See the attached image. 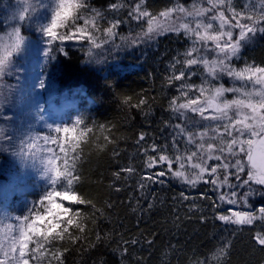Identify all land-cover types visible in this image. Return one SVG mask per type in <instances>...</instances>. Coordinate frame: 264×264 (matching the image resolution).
<instances>
[{
  "label": "trees",
  "instance_id": "16d2710c",
  "mask_svg": "<svg viewBox=\"0 0 264 264\" xmlns=\"http://www.w3.org/2000/svg\"><path fill=\"white\" fill-rule=\"evenodd\" d=\"M184 1L86 0L88 10H77V14L93 17V9L100 13L93 29L95 40L110 37L107 29L114 19L123 21L113 29L114 39L96 51H89L87 41L82 45L66 40L64 52H56L51 61L42 60L40 72L46 66L42 77L46 83L41 94L44 108L55 107L56 111L50 120L52 127H42L40 133L44 130L60 141V147L56 146L58 166L63 171L67 160V167L75 169L78 179L73 182L72 191L85 203L57 198L56 203L71 207L74 217V225L59 238L56 233L62 232L67 215L55 204L50 206L47 201L43 206L40 204L47 183L31 182L32 189L22 191L12 200L14 216L29 214L27 210L33 206L38 214H43L46 207L52 208L51 213L39 220L41 232L47 230L45 225L49 221L61 222L48 241L33 237L43 247L30 243L28 253L32 263L197 264L207 257L209 264H264V251L253 241L254 235L264 230V219L252 225L220 221L218 216L227 215L231 207L221 204L213 184L203 182L188 187L176 180L162 179L163 183H158L145 179V187L138 186L141 177L156 176L158 170L148 168L151 160H159L163 155L176 161L177 156L172 155L171 125L175 115L172 101L181 104L188 92L196 90L199 78L198 74L188 75L196 67L185 63V53L193 43L182 33H168L150 46L136 48L132 37L142 30L144 18L157 17ZM10 2L0 0V37L19 26L22 36L40 40L39 33L27 22L18 21L21 9ZM113 4L117 6L115 9L110 7ZM137 4L141 13H148L141 15L139 21L128 16ZM8 5L12 10H7ZM66 31V26L57 29L58 34ZM199 46L197 43L196 47ZM244 55L264 65V37L258 47L245 51ZM181 70L185 71V77L174 79ZM25 72H29L27 65ZM199 74L203 75V70ZM78 119L81 124H76ZM11 125L30 134L24 120L13 119ZM58 126L70 131L56 133L54 129ZM141 134L143 141H139ZM182 136L177 137L180 143ZM153 145L156 152L152 151ZM129 168L134 171H121ZM9 170L0 173V182L7 183L12 175ZM116 173H120L119 177ZM262 187L249 189L246 202L241 201L244 211L257 212L264 207ZM182 192L187 199L182 198ZM77 224L83 227V232ZM133 240L137 243H131ZM226 243L230 255H214Z\"/></svg>",
  "mask_w": 264,
  "mask_h": 264
},
{
  "label": "snow or ice",
  "instance_id": "6c2138e0",
  "mask_svg": "<svg viewBox=\"0 0 264 264\" xmlns=\"http://www.w3.org/2000/svg\"><path fill=\"white\" fill-rule=\"evenodd\" d=\"M212 0H209L211 3ZM219 4L223 5L224 0H219ZM25 8L18 14L19 22H27L30 28H33L34 31L39 33L40 40L31 41L26 37L20 35V27L14 26L12 31L15 34L16 44L15 50L20 51V46H24L25 51L32 52L39 63L41 55L47 61H51L55 59L56 52H64V41L66 40H83L87 41L90 45V50L92 48L99 49L101 44L97 43L93 38V29H95L96 17L100 16V13L96 12V10H92L95 15L93 17H85L82 14H77V10L87 11V3L86 0H35V3L32 0H25ZM113 9L117 6L115 4L111 5ZM247 8L248 5H245ZM262 11H264V5L261 6ZM216 4H212L211 9H207L204 11H211L213 15L207 18V22L199 21L196 24L194 29H189L188 25H183L185 34L188 35L189 32L195 37L193 39V47L186 51V65L193 66L202 64L203 67L207 70L209 76L214 79H220L223 75H227L233 78L234 81H242V88L247 87L249 83L252 84V87L255 88L256 85H260L261 88L259 91L255 92H244L243 95L246 97V100H232V101H224L223 106L220 104H213L212 102L217 100V98L222 97L223 93L226 91L232 92H240L241 88H224L221 86L216 89L215 95L212 96L208 102L209 107H215L216 111L220 113L219 116L213 117V119L226 118L229 120V124L224 125V133H219L218 129L213 130L217 132L218 135L223 136L227 135L231 137V143L228 145V153L227 157L223 156V148L220 149L221 155H216L213 157L212 154V144L208 145V155L207 159L203 158L201 154V162L195 163L192 165L194 169H199V172L195 175L194 178H190L185 175L184 171H176L172 172V175L176 178H179L182 182L188 184L190 187H195L196 184L203 180L204 183H211L214 186V189L219 187L223 188L224 186L228 187V192H221L219 199L224 202L226 199V203L230 205H235L238 202L243 200L246 202L247 200V192L238 193L236 191L237 188H240L244 185H248L250 182H255L259 185H264V171H258L257 157L254 151V146L258 143L261 146H264V115L260 114V110L264 109V67H253L248 66L239 71L228 67L225 63H231L233 57H238L240 49L252 42L257 32L264 34V26L257 21H254L251 16H245L243 12L236 13L235 9L231 5V0H228V7L226 10L231 11L233 13L232 17L229 19L225 17V11H220L217 16L216 13ZM180 11H184L183 8ZM27 13V15H26ZM141 15H148V13H141L139 11V5L137 4L131 11H129L128 16L129 19L139 20ZM189 16L192 13H188ZM203 15V12L197 13V16ZM239 16V18H237ZM71 20V23H69ZM219 20V27L214 28V22ZM79 21H83V23H79ZM123 21L119 19H114L111 22V27L107 29L109 34L112 33L113 29L118 28ZM91 24V28L89 25ZM67 27V31L63 34H58L57 29L61 27ZM201 27L204 28V35H201ZM239 29V35L237 38L233 36V29ZM163 30V29H159ZM154 30L151 26L149 27L148 33L149 35L153 33ZM215 33V34H209ZM226 36L227 39L224 40L223 44L219 43V40ZM47 39H44V38ZM59 40L60 44H57L56 41ZM207 41H213L214 47L209 48L207 46ZM197 42L200 43V47H196ZM44 43L46 47L41 48L40 44ZM107 43V41H104ZM215 54V58L209 59L211 54ZM67 54V53H65ZM195 54V56H194ZM222 54V55H221ZM11 55V53H9ZM179 62V61H178ZM22 66L13 64L11 61H8L6 64L4 60H0V79L3 76L8 75L9 71L14 70L17 74V79H20V71ZM46 71V66H45ZM45 71H41L37 73L35 76V81L38 83L41 89L45 88V80L42 78L45 75ZM260 75L257 76L256 74ZM192 73L190 70L188 75L191 76ZM185 77V71L181 70L179 75L174 76L176 80H182ZM255 77V79H253ZM210 82V81H209ZM36 84L31 86L32 91H35ZM183 87V86H182ZM11 95L10 92H5L2 99L4 102L11 104L12 101L9 99ZM255 98H258L254 101ZM22 99V97H21ZM29 102L33 104L37 109L41 107L38 95L29 96ZM143 103V101H141ZM196 104L195 100H191L189 103L185 104H176V101H172V109L175 112H179L181 116H184V112L181 109H191L192 112H198L202 118L208 119V117L204 116V108L203 107H192V105ZM235 108V115L237 117H242V119H237L233 121L230 117H228L227 110L231 108ZM250 110L251 116L246 115L244 110ZM0 117L9 122L8 129L0 128V153H10L13 156H19L23 159L29 152H31L34 147L35 139H39V134L37 133L35 137L31 136L25 131H22L19 126L12 127L11 121L15 119L13 116H5L0 110ZM188 121L195 127L196 122L191 118H187ZM251 119L252 124L245 123L244 121ZM81 120H77L76 124H81ZM241 125V127H236L235 125ZM47 127L51 128V125ZM175 128L178 129L177 135L172 137L173 144L172 147L174 150L179 152L180 149V140L177 139V136L185 133L187 131L186 125L177 124ZM56 133H60L63 131L67 134L70 129L68 127H56L54 129ZM201 138L207 135V129L205 132L201 133ZM247 136V139H240V137ZM45 142L52 140V143L55 144L56 140L52 138L50 135H45L43 137ZM144 140V135L141 134L139 137V141ZM189 143L193 142V134L188 133ZM138 141V142H139ZM238 146V147H237ZM203 145L198 146L199 149H202ZM48 151H51L49 149ZM60 151H63L61 147ZM152 151L156 152L157 147L153 145ZM262 152V160H264V147L261 148ZM118 155V153H117ZM197 156L196 152H193L190 156L187 157L188 161H191L193 157ZM246 157V160L244 159ZM58 157L56 155L51 156L50 158H41V163L43 164V175L47 181V188L43 191L40 204L43 206L44 202L47 201L48 205L55 204L56 207L62 208L63 213L67 215V219L62 223L65 225L62 229V232L56 233V236L59 238H63V233L68 232L69 226L74 225V217L71 215L72 209L71 207H65L63 203H56L57 198H61L65 201H74L75 203L83 204L84 200L80 199L73 191L72 185L75 180L78 179V176L74 175V168L67 167L68 161L64 160L65 168L62 171L60 167L57 165ZM215 159L218 163L214 165H209L208 160ZM160 162H168V168L171 172L172 161L170 158L161 155L159 157ZM176 163L180 164L181 168H184L183 157L177 156ZM152 165L150 164L149 167ZM234 169L235 171H232ZM247 169L246 175L247 179H241V173L245 172ZM220 170L223 171V179L220 178ZM121 171L132 172L134 169H122ZM208 173L209 179H204V173ZM119 177L120 173L115 174ZM167 175L164 171H161L156 174V176L149 177H141V181L138 186L143 189L145 187L144 180L150 179L153 182L163 183L157 179V177H163ZM232 177L236 183H231L229 181V177ZM26 177L22 174H17L8 184H0V224H3L5 220L15 219L19 221V226L16 229H13V226H9L10 230L18 231V235H13L10 240V252L15 254L17 249L19 250V256L13 255L14 264H29V259L26 256V252L29 249L30 243H36L37 248L43 247L39 243V240H33V237H42L44 241L49 240V236L55 227H58L61 223L57 221L53 224L49 221L48 225H45L46 231L41 232L39 225L36 223L38 220H42L45 216L52 212L51 207H46L44 209L43 214H38L35 211V206L29 208L27 211L29 214L24 216H15L12 217L8 212V202L11 198L15 197L18 193H21L26 188ZM61 189V190H58ZM117 191L119 189L117 188ZM204 195L203 193L201 194ZM183 199H187V195L185 193H181ZM111 207V205H109ZM151 207V204L149 205ZM261 217H264V207H261L259 210ZM29 215H31V219H29ZM59 213H57V216ZM218 219L220 221H224L225 223H232L238 225H252L255 217L252 212L247 211H235L232 213V216L227 215H219ZM79 228L80 232H83V227H80L78 224L75 225ZM254 244L259 246L261 251H264V230L258 232L253 237ZM125 244L128 242L125 241ZM131 243L135 244L137 241L133 240ZM229 244H225L222 248L217 249V252L214 254L216 256L219 255H230L228 252ZM127 252V248L124 249ZM33 257L35 256V249H33ZM5 257L9 255V252H4ZM0 264H5V261L0 260ZM197 264H209V260L206 257L203 261H197Z\"/></svg>",
  "mask_w": 264,
  "mask_h": 264
},
{
  "label": "rangeland",
  "instance_id": "374dc122",
  "mask_svg": "<svg viewBox=\"0 0 264 264\" xmlns=\"http://www.w3.org/2000/svg\"><path fill=\"white\" fill-rule=\"evenodd\" d=\"M10 3H17L18 7L21 11L25 8V0H7ZM179 1V0H178ZM33 3H35V0H32ZM212 4H216V15H219L220 11H225V17L231 18L233 13L231 11L226 10L228 7V0H224V4H219V0H212L211 3H209V0H185L183 3L181 2L180 5L173 6L172 8H169L167 11L163 12L157 17L144 18V25L142 29L138 34H136L134 37H132L133 47H143V46H150L154 44L157 39L160 37L168 34V33H182L188 40L193 41L195 37L192 35L191 32H189L188 35L185 34L183 25H188L189 29H194L196 27V24L199 21L207 22V18L211 17L213 13L211 11H204L207 9H211ZM231 5L235 9L236 13L243 12L245 16H251L254 21H257L261 24V26H264V11H262V5H264V0H231ZM245 5H248L246 8ZM11 6V5H10ZM7 10L10 11L9 5L6 6ZM183 8L184 11H180V9ZM203 12V15L197 16V13ZM188 13H192L191 16L188 15ZM27 15V13H26ZM239 18V16H237ZM139 21V20H136ZM219 20H216L214 22V28L219 27ZM152 27L154 30L153 33L146 35L148 33L149 27ZM159 29H163L162 31ZM201 35H204V28L201 27L200 29ZM115 33H111L110 37L108 39L100 38L99 40H96L97 43L101 44V47L104 46V41L110 42L114 39ZM209 34H215V33H209ZM22 36V34L20 33ZM239 35V29L235 28L233 29V36L234 38H237ZM26 37V36H24ZM264 37V34L257 32L255 37L253 38L252 42L249 44L244 45L238 54V57H233L231 60V63L228 64L226 61L228 67H231L235 69L236 71H239L243 68H246L248 66L253 67H264L263 64L257 63L256 61L249 60V57L244 55L245 51H249L251 49H254L255 47H258V44L260 43V38ZM27 38V37H26ZM46 38V37H45ZM31 41H37L30 38H27ZM227 37L224 36L219 40V43L223 44L224 40H226ZM72 43H80L83 44V40H70ZM199 43V42H197ZM15 34L13 31H11L8 35H2L0 37V60H4L7 64L8 61H11L13 64L21 65V71H20V79H17V74L14 70L9 71L8 75L3 76L2 79H0V110H2L3 114L5 116H13L17 120H24L25 121V128L26 130L31 134V136L35 137L36 134H39V139H35L32 141L34 143V147L32 148L31 152H29L23 159H21L19 156H13L10 153H3V156L0 158V173H2L4 170L11 168L9 172L12 174L11 177L6 182H0V184H8L12 178H14L17 174H22L26 177V188L25 190L32 189L34 183L42 184L47 183L46 178L43 175V164L41 163V158H50L53 155L57 156V145L60 147L61 143H59L55 137H52L56 140V143L53 144L52 140H49L45 142L43 140V137L45 135H48L44 132V130L41 131V128H48V125H52L51 118L53 116L52 113L56 111V108L54 109H45L44 103L42 99V91L44 89H41L35 81V76L37 73H40V65L42 60L44 59L41 55V58L39 60V63L37 62L34 54L29 51L24 50V46L21 45L20 51L15 50ZM89 48V51H96V48H92L90 50L89 43L86 44ZM207 46L209 48L214 47L213 41H207ZM41 48L46 47L44 43L41 44ZM100 47V48H101ZM200 47V46H199ZM11 53V55H9ZM222 55V54H221ZM215 58V54H211L209 56V59ZM28 60H30L29 65L27 64ZM26 65L28 66L29 72L26 71ZM203 70L204 74H199V71ZM193 75L196 76L198 74L199 78V85L196 87V90L193 93H187L186 98L183 100L181 104L189 103L191 100H195L196 104L192 105V107H203L204 108V116L208 117V119H204L201 117V115L198 112H192L191 109H181L182 112H184V116H181L179 112H175L171 128L173 130L174 135H177L178 129L175 128V125L181 124L187 126V131L183 133L181 143H180V149L179 152L173 149L172 155L174 156H181L183 157L184 162V168L180 167L179 163H176L173 159L172 161V168L171 172L168 168V162H160L159 160H151L150 163H148V168L150 170L154 169V171L158 170L157 173L164 171L167 173V175L163 177H158V179L161 181L162 179H168V180H176L180 183L186 184L182 182L179 178H176L172 175V172L176 171H184L186 176H189L190 178H194L195 175L199 172V169H194L192 167L195 163L201 162V154L203 155L204 159H207L208 155V145L212 144V154L213 157L216 155H221L220 149L223 148V156L227 157L229 155L228 153V145L231 143V137H228L226 134L223 136H220L217 134V132L213 131L218 129L219 133H224V125L229 124V120L226 118H220V119H213V117H217L220 115L215 109V107H209L208 102L212 96L215 95L216 89L223 86L224 88H241L240 92H232V91H226L223 93L222 97L217 98V100L213 101L212 103L220 104L221 107L223 106L224 101H232V100H246V97L243 95L244 92H252L253 94L261 88L260 85H256L255 88L252 87V84L249 83L247 87L242 88V81H234L233 78L227 76L226 74L223 75L220 79H214L211 76H209L207 70L203 67L202 64L196 65V67H192L190 70ZM257 76L260 74L257 73ZM10 77H14L15 80L11 79ZM255 79V77L253 78ZM210 81V82H209ZM33 84H36L35 91L33 92L31 89V86ZM5 92H10L11 95L9 96V99L12 101L11 104H8L4 102L2 99ZM38 95L40 105L41 107L37 109L33 104L29 102V96ZM197 97L198 98H192L190 97ZM22 97V99H21ZM258 98H255L253 102ZM246 115L251 116L250 110L245 109L244 110ZM228 117H230L233 121L237 119H242V117H237L235 115V108H231L227 110ZM260 114L264 115V109L260 110ZM187 118H191L196 122L195 127L192 126V124L188 121ZM245 123L252 124V120L248 119L244 121ZM236 127H241V125L237 124ZM8 121L0 117V128L8 129ZM207 129V135L203 136L201 138V133L205 132ZM188 133L193 134V142L189 143L188 140ZM178 137V136H177ZM240 139H247V136L240 137ZM203 145L202 149H199L198 146ZM238 147V146H237ZM264 146L259 145L258 143L254 146V151L257 157V164H258V171H264V160H262V152L261 148ZM51 149V151H48ZM193 152L197 153V156L193 157L191 161H188L187 157L190 156ZM246 160V157L244 158ZM3 160H6L5 162H8L7 168L4 164ZM218 163L215 159L208 160V164L214 165ZM152 165L149 167V165ZM17 165H19L17 167ZM58 165V161H57ZM232 171H235L232 169ZM247 169H245L244 173H241V179H245L247 177L246 175ZM223 171L220 170V178L223 179ZM204 179H209L208 173H204ZM229 181L231 183H236V181L230 176ZM203 183V180H200L196 185ZM188 187H190L188 184H186ZM263 186V187H262ZM259 186V184H256L255 182H251L248 185H244L240 188H237L236 191L238 193H241L242 190H245L248 193H250V188L252 187H262L264 188V185ZM253 189V188H252ZM257 189V188H255ZM24 190V191H25ZM221 194L228 192V187L224 186L223 188H215ZM20 193H18L15 197H17ZM11 198L8 202V212L11 214L12 217H15L13 213L10 210V205L12 200L15 198ZM242 201V200H241ZM221 204L227 205V207H231V209L228 211L227 216H232V213L235 211H244L243 207L241 206V202H238L235 205H230L226 203V199L224 202L221 201ZM259 210V209H258ZM254 212V210H245L247 212H252L253 216L255 217L254 222H256L259 219H264V217H261L259 211ZM19 221H16L15 219H9L5 220L3 224H0V260L5 261V264H14L13 255L19 256V250L17 249L15 254H12L10 252V240L13 235H18V231L16 230H10L9 226H13V229L18 228ZM36 223L39 225V220L36 221ZM246 225V224H245ZM30 245V244H29ZM9 252V255L5 257L4 252ZM29 249L26 252V256L29 259V264H37L36 262H31L29 257Z\"/></svg>",
  "mask_w": 264,
  "mask_h": 264
}]
</instances>
